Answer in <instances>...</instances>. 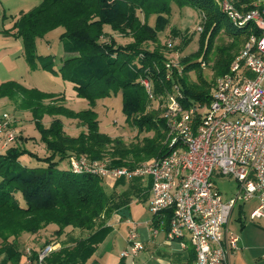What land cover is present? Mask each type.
I'll return each mask as SVG.
<instances>
[{
	"label": "trees",
	"instance_id": "trees-1",
	"mask_svg": "<svg viewBox=\"0 0 264 264\" xmlns=\"http://www.w3.org/2000/svg\"><path fill=\"white\" fill-rule=\"evenodd\" d=\"M257 1L235 0V5L248 10ZM171 3L202 13L204 23L195 57L182 58L179 61L181 72L173 69L171 77L166 79L167 57L161 50L159 34L168 25L165 17L170 14ZM150 15L157 16L154 27L147 24ZM226 21L231 24L212 0H39L35 8L19 16L14 35L22 39L29 65L34 64L36 58L35 37L63 29L60 41L64 57L58 73L72 83L77 98L87 101L89 108L74 112L55 105L53 101L60 95L26 89L16 83L0 86V100L19 102L20 109L29 112L45 150V155L39 157L21 148L19 144L26 143V139L19 134L0 152V264H21L24 254L20 237L30 235L37 243L48 228H54L55 237L65 235L67 239L47 257L46 264H88L109 232L106 220L115 210L128 206L134 193L139 198L142 196L140 178L128 182L115 180L114 188L127 186L117 195L115 190L106 189L104 179L71 172L68 159L82 156L89 160L108 159L112 167L132 169L142 162L165 156L170 150L165 120L161 114L150 110V101L140 80L151 82L156 97L165 96L177 85L184 108L207 105L214 80L207 82L199 76L201 64H213V78L224 75L237 55L231 53L239 48L237 39L241 37L244 44L251 32L246 26L236 28L238 33H227L224 31ZM107 29L130 42L117 45ZM220 31L228 34L232 43L214 51V40ZM171 32L176 34L174 30ZM149 44L154 48L148 49ZM186 45L187 41L181 43V46ZM43 67L52 71L49 61ZM191 72L197 74L195 81L189 77ZM118 92L127 123L137 134H153L128 148L100 132L94 110L98 99ZM46 116L52 118L47 127L42 122ZM61 118L77 121L84 130L76 137L67 135ZM24 156L37 165H22ZM169 215L167 213L165 223ZM67 229L70 234L65 233ZM50 243L44 241L41 248ZM32 249L35 254L36 250ZM187 251L188 259L184 264H194L193 250Z\"/></svg>",
	"mask_w": 264,
	"mask_h": 264
},
{
	"label": "built area",
	"instance_id": "built-area-1",
	"mask_svg": "<svg viewBox=\"0 0 264 264\" xmlns=\"http://www.w3.org/2000/svg\"><path fill=\"white\" fill-rule=\"evenodd\" d=\"M212 2L232 26H249L251 32L227 73L214 79L210 102L184 108L177 85L165 96L156 97L151 82L140 80L148 100L162 102L169 152L132 169L112 167L108 159H68V167L75 174L111 180L148 177L150 223H155L152 235L165 230L168 242H179L183 248L187 243L194 252V264H230L238 238L227 226L235 206L257 199L250 220L264 221V3L242 10L235 0ZM202 30L196 28L199 34ZM171 43L167 41L168 47ZM164 63L166 79L173 69L181 72L179 63L168 58ZM16 137L12 117L0 114V152ZM214 176L236 183L237 190L227 201L215 188ZM127 244V250L120 254L123 259H134L143 250L134 226L128 231ZM53 251L54 243L35 254L27 249L22 264H46Z\"/></svg>",
	"mask_w": 264,
	"mask_h": 264
},
{
	"label": "rangeland",
	"instance_id": "rangeland-1",
	"mask_svg": "<svg viewBox=\"0 0 264 264\" xmlns=\"http://www.w3.org/2000/svg\"><path fill=\"white\" fill-rule=\"evenodd\" d=\"M259 3H264V0H259L255 4ZM38 4L39 0H0V86L7 83H16L26 89H37L44 93L60 95L53 101L55 105H63L74 112L86 110L89 108L87 101L77 98L72 83L69 80L63 79L58 73V68L64 57L60 41V35L63 32L62 28H57L42 36L35 37L36 58L34 64L29 65L25 60L23 42L21 38L14 35V26L22 13L29 12ZM217 9L219 10V8ZM139 17L141 18V15ZM156 18V15H150L147 19V24L150 27H154ZM165 18L168 21V25L164 32L159 34V43L163 54L176 64L184 57H195L199 49V33L196 31V28H203L204 15L190 8H180L175 3H171L170 14ZM172 30L175 31V35L172 34ZM107 31L112 35L117 45H125L130 42L127 38L112 33L108 29ZM224 31L230 34L239 32L238 29L227 21L224 24ZM224 31H220L216 36L213 44L214 51L227 47L232 43V38ZM169 40L172 41L171 47L167 45V41ZM184 41H187V45L181 46V43ZM237 43H239V48L237 51H231L233 55L237 54L242 47L243 40L241 37L237 39ZM147 47L148 49L154 48L152 44L147 45ZM210 56L213 58L215 55L212 52ZM47 61L52 66V71L48 69L44 70L43 66L47 64ZM212 65L211 62H204V67L200 66L199 76L207 82H212L215 79L211 71ZM189 77L195 81L197 79L196 72H191ZM46 103H49V101H46ZM19 104V102L14 103L8 99H1L0 114L8 113L14 121L16 135L20 134L26 139V143L19 144V146L42 157L45 155V150L40 144L39 133L31 121L29 112L21 110ZM161 104L156 100L150 102L149 108L160 115L162 111ZM94 110L100 123V132L120 141L124 147L128 148L139 143L144 137H151L153 135L152 133L137 134V131L127 123L126 117L122 112V96L120 92L98 99ZM51 120L52 118L46 116L42 122L47 127ZM62 120L64 122V131L69 136L76 137L84 130L75 120ZM21 164L28 167L37 165L35 161L29 159L27 156L21 158ZM108 181L111 183L113 180L108 179ZM212 181L223 197H226L235 185L234 180L227 177L214 176ZM106 183V180H104L106 189L108 191L115 190L117 195L122 190V188L116 189L110 183ZM137 200L138 197L135 196V193L129 199L128 205L130 206L129 211L131 213L129 223L131 226L136 227V233L139 235V230L145 227L143 225L150 219L151 213L145 200L140 202H137ZM52 229L54 228H48L42 234L43 236L37 240V243H35L34 237L23 234L19 239L23 254L27 249L41 247L44 241L60 246L61 242L67 239V236L55 237ZM65 233H69V229ZM128 261L130 263L132 260L128 259ZM135 262L136 264L144 263L142 257H139Z\"/></svg>",
	"mask_w": 264,
	"mask_h": 264
},
{
	"label": "crops",
	"instance_id": "crops-1",
	"mask_svg": "<svg viewBox=\"0 0 264 264\" xmlns=\"http://www.w3.org/2000/svg\"><path fill=\"white\" fill-rule=\"evenodd\" d=\"M106 180L107 184L110 182ZM111 180V179H110ZM149 178L143 177L138 181L139 188L142 190V196L138 197L137 202L145 200L147 206L150 200ZM113 180L110 185H113ZM128 182V180H125ZM127 186L119 187V193L125 191ZM216 188V186H215ZM217 189V188H216ZM236 183L232 191L221 198L224 201L230 199L236 192ZM258 205L257 199H252L243 204L237 205L231 212L228 221V232L238 238L237 249L230 256V264H264V221L262 219L250 220V214ZM130 206L115 210L106 220V226L109 232L105 239L100 243L94 255L88 261V264H136V260L142 257L143 264H184L188 259V249L191 248L186 243L183 248L179 242H168L165 237V230L159 232L155 237L152 235V223L150 219L143 225V229L139 230L138 238L143 243V250L137 257L131 259L121 258L122 251L127 250L128 231L132 227L129 223L131 213ZM135 227V226H134ZM27 235V234H26ZM30 236V235H29ZM55 244V243H54ZM41 247H35L32 250H39ZM60 249L55 244V251ZM142 262V261H141Z\"/></svg>",
	"mask_w": 264,
	"mask_h": 264
}]
</instances>
